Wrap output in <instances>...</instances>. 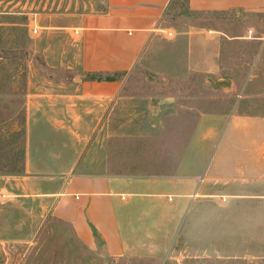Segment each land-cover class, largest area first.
<instances>
[{"label": "rangeland", "instance_id": "rangeland-1", "mask_svg": "<svg viewBox=\"0 0 264 264\" xmlns=\"http://www.w3.org/2000/svg\"><path fill=\"white\" fill-rule=\"evenodd\" d=\"M106 7V0H0V264H264V130L254 131L262 140L250 147L242 129L248 116L264 115V53L252 66L257 43L236 38L249 28L262 35L260 17L188 13L184 0H173L164 28L174 36H155L126 73L121 93L132 98L118 102L124 109L111 116V129L101 128L105 116L82 113L64 115L68 126L59 128V116L33 112L27 100L48 80L81 77L78 45L48 27ZM192 27L220 32L222 81L185 78L183 32ZM196 109L222 113L220 129L193 131ZM188 141L196 190L180 219L155 223L158 233L143 241L150 256L90 249L53 214L50 194L67 176L167 177Z\"/></svg>", "mask_w": 264, "mask_h": 264}, {"label": "crops", "instance_id": "crops-1", "mask_svg": "<svg viewBox=\"0 0 264 264\" xmlns=\"http://www.w3.org/2000/svg\"><path fill=\"white\" fill-rule=\"evenodd\" d=\"M172 1L106 0V10L101 13L80 14L70 26L48 27L64 30L78 45L81 77L78 79L75 76L70 82L55 86L52 80H48L50 85L27 94L29 109L59 116L55 119L59 128L68 126L62 118L64 115L82 113L105 116L101 128L111 129V116L123 108L118 106V102L123 104L132 98L121 93L128 78L126 73L146 52L155 36L159 33L167 38L174 36L173 30L164 28V15ZM185 4L188 13L255 15L260 17V25L264 29V0H186ZM249 30L255 36L236 38L257 43L254 66L264 53V33L257 35L249 28L247 34ZM166 31L172 32V36H167ZM183 34L186 38L185 78L197 73L222 81L219 76L223 55L220 32L192 27ZM93 72H121L124 77L100 81L84 79L85 74ZM148 109L152 111L154 108L149 105ZM194 118L193 131L197 132L220 129L224 121L222 113L200 109H196ZM230 123L238 125L233 117ZM130 125L127 130L143 128L141 125ZM242 129L250 134L247 144L250 147L258 145L262 139L254 137V131L264 130V115L248 116ZM191 141L181 154L175 172L167 177L112 173L67 176L62 189L50 194L56 197L53 214L69 222L77 239L90 249L97 250L100 245L108 256L114 258L134 254L150 256L143 241L149 244L150 236L158 233L155 223L164 220L173 223L175 219H180L196 190L198 174L188 167L192 161L188 158ZM167 196H171V200Z\"/></svg>", "mask_w": 264, "mask_h": 264}, {"label": "trees", "instance_id": "trees-1", "mask_svg": "<svg viewBox=\"0 0 264 264\" xmlns=\"http://www.w3.org/2000/svg\"><path fill=\"white\" fill-rule=\"evenodd\" d=\"M186 3V0H184ZM122 75L121 72H93V73H87L84 76V79L86 80H116Z\"/></svg>", "mask_w": 264, "mask_h": 264}, {"label": "built area", "instance_id": "built-area-1", "mask_svg": "<svg viewBox=\"0 0 264 264\" xmlns=\"http://www.w3.org/2000/svg\"><path fill=\"white\" fill-rule=\"evenodd\" d=\"M33 31L35 32L36 29L34 28ZM75 32H76V30H75ZM165 34H166L167 36L171 37L173 33L170 32V31H166ZM251 34H252V31L249 30V31H248V36H253V35H251ZM168 198L171 200V196H169Z\"/></svg>", "mask_w": 264, "mask_h": 264}]
</instances>
